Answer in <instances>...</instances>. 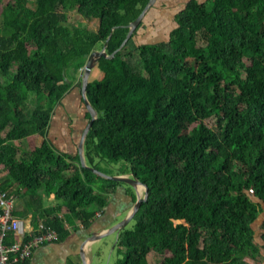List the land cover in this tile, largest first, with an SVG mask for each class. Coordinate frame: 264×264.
Instances as JSON below:
<instances>
[{
  "label": "trees",
  "instance_id": "obj_1",
  "mask_svg": "<svg viewBox=\"0 0 264 264\" xmlns=\"http://www.w3.org/2000/svg\"><path fill=\"white\" fill-rule=\"evenodd\" d=\"M148 2L0 0L4 189L31 193L32 236L52 230L62 242L127 186L83 167L79 144L61 152L48 137L55 107L108 42L109 58L97 63L104 77L86 88L97 119L85 162L102 172L98 159L124 161L118 175L148 187L133 228L119 232L113 264H150L152 252L163 256L158 264H249L264 212V0H188L166 39L137 44L144 17L120 49ZM72 13L97 20L96 31L71 29ZM36 136L44 142L33 147Z\"/></svg>",
  "mask_w": 264,
  "mask_h": 264
},
{
  "label": "crops",
  "instance_id": "obj_2",
  "mask_svg": "<svg viewBox=\"0 0 264 264\" xmlns=\"http://www.w3.org/2000/svg\"><path fill=\"white\" fill-rule=\"evenodd\" d=\"M140 34L139 32V35ZM147 42L148 41L143 43ZM101 73L102 75L100 78L95 77L96 72L94 68L89 76V82L102 79L104 73ZM82 76L83 74L79 72L75 84L65 95L61 103L55 107L52 115L48 137L50 142L61 152L75 153L77 151V146L81 141V137L86 128L85 126L88 122V110L82 105L83 96L80 89L82 85ZM41 139V142L33 145V147L41 146L44 142L42 137ZM28 141L32 146L31 140L29 139ZM6 175L7 171L1 170L0 167V185L3 188L9 184V180L3 181ZM14 195L17 197L15 215L23 221L26 228L28 226V230L26 229L27 232L32 234L33 228L31 227V219L35 207L31 193L22 191ZM135 198L137 199V196L128 187H118L115 194L109 198V204L104 214L98 216L89 227L83 228V226H81L79 229L72 231L65 241L45 243L38 246L34 249L31 258L17 264H82L81 251L87 252V262L93 264V253L99 249L101 241L90 244L88 240L93 234L98 235L104 232L108 225L115 224L125 219L134 205ZM52 202L53 195L50 197L49 202L47 201L45 203L44 201V205H53ZM253 226L255 229V242L260 245V253L258 258L255 259L250 257L247 258V261L249 264H264V212L254 222ZM17 240L21 242L22 238L18 237ZM90 248H92L91 252H89Z\"/></svg>",
  "mask_w": 264,
  "mask_h": 264
},
{
  "label": "rangeland",
  "instance_id": "obj_3",
  "mask_svg": "<svg viewBox=\"0 0 264 264\" xmlns=\"http://www.w3.org/2000/svg\"><path fill=\"white\" fill-rule=\"evenodd\" d=\"M8 1V0H4ZM16 1H23V0H16ZM28 4L33 5L34 0H25ZM188 0H164V1H156L153 9L147 12L145 16L144 24L141 25L138 29V35L139 32L141 33L136 38V43H142L146 41H155L157 39H166V35L168 30L174 25V16L176 12L181 10L185 3ZM1 3H0V12H1ZM71 21L69 23V26L71 29H76L77 26L81 27H87L91 31H96L98 26V21H87L83 18H80L76 16L75 13H72L71 15ZM0 21L2 22V17L0 14ZM142 41V42H141ZM26 52L22 53V57H25ZM133 64H135L133 62ZM95 77L100 78L102 75V71L98 68V66H95ZM84 68L80 70V73H82ZM69 73H74V68H69ZM101 71V72H100ZM34 97L31 98L30 103H34ZM32 146L35 144H38L41 142V137H32L30 138ZM24 144H27V141H23ZM97 163H99L100 169L102 172L106 173L110 176H119L118 174L122 173V171H125L128 169V164L124 161H120L117 163L110 162L103 159H98ZM128 176V175H127ZM130 190L134 192L136 195V191L130 186L127 185ZM141 190V189H140ZM140 195L144 196V188L140 191ZM137 196V195H136ZM134 226V221H131L127 228L131 229ZM28 230V226L26 228ZM116 243H117V237L116 234L110 235L103 239L100 243L99 249L93 253V264H113L117 261L118 256L116 253ZM169 255V254H167ZM163 258V256L156 254L154 252L150 253L148 256V260L150 264H158V261H160Z\"/></svg>",
  "mask_w": 264,
  "mask_h": 264
},
{
  "label": "water",
  "instance_id": "obj_4",
  "mask_svg": "<svg viewBox=\"0 0 264 264\" xmlns=\"http://www.w3.org/2000/svg\"><path fill=\"white\" fill-rule=\"evenodd\" d=\"M155 2H156V0H149L148 4L145 6L143 11L140 13V15L135 19V21L133 23H131L129 25L128 35H127L126 39L124 40L123 44L121 45L120 49L123 48L125 46V44L127 43V41L131 38L134 31L137 29L138 25L140 24V22L144 18L146 12ZM107 45H108V42L105 43L102 50L94 51L90 54V56L88 57L87 62L85 64L84 70L82 72V74H83V76H82V96H83L84 102L86 104V107H87L88 111L90 112L91 119H90V121H89L87 127L85 128L83 135L81 137V141L79 143V154H80V159H81V163H82L83 167L90 169L97 176H100L102 178L114 180V181L124 183L126 185H130L136 191L137 199H136L131 211L129 212V214L126 216L125 219H123L119 222H116L115 224L108 225L105 228L104 232H102L98 235L93 234L91 236V238L88 240V242L90 244H94L95 242H100L103 239H105L106 237L113 235V234H116L117 239H118L119 232L121 230H123L124 228H126V226L133 220V218L136 215L137 211L139 210L141 204L144 201H146L147 197H148V187L146 185L142 184L135 177H133V176H122V175L121 176H110V175H107V174H105L99 170L88 167L86 162H85L84 143H85V140H86V137H87L89 130L91 129L94 121L97 119V112L91 106V104L89 103V101L86 97V88H87V85L89 83V76H90L92 70L94 69V67L97 65L98 60L101 57L109 58V56L106 53ZM142 188H144V196L143 197L140 195L141 190L139 191V189H142ZM91 251H92V248L89 249V252H91ZM86 254H87V252L81 251L82 264H89L87 262Z\"/></svg>",
  "mask_w": 264,
  "mask_h": 264
},
{
  "label": "built area",
  "instance_id": "obj_5",
  "mask_svg": "<svg viewBox=\"0 0 264 264\" xmlns=\"http://www.w3.org/2000/svg\"><path fill=\"white\" fill-rule=\"evenodd\" d=\"M16 203V195L10 194L0 185V264L24 262L31 258L35 248L57 240V233L52 230L36 236L28 233L23 221L14 213ZM9 234L21 237L22 241L7 243Z\"/></svg>",
  "mask_w": 264,
  "mask_h": 264
},
{
  "label": "bare ground",
  "instance_id": "obj_6",
  "mask_svg": "<svg viewBox=\"0 0 264 264\" xmlns=\"http://www.w3.org/2000/svg\"><path fill=\"white\" fill-rule=\"evenodd\" d=\"M141 188V187H140ZM140 190V189H139ZM142 190V189H141Z\"/></svg>",
  "mask_w": 264,
  "mask_h": 264
},
{
  "label": "clouds",
  "instance_id": "obj_7",
  "mask_svg": "<svg viewBox=\"0 0 264 264\" xmlns=\"http://www.w3.org/2000/svg\"><path fill=\"white\" fill-rule=\"evenodd\" d=\"M100 216V215H99Z\"/></svg>",
  "mask_w": 264,
  "mask_h": 264
}]
</instances>
